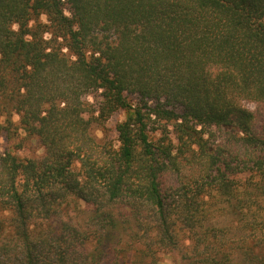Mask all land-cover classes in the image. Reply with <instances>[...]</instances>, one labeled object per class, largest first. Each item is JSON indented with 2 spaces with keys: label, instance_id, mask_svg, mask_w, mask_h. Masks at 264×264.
<instances>
[{
  "label": "trees",
  "instance_id": "trees-1",
  "mask_svg": "<svg viewBox=\"0 0 264 264\" xmlns=\"http://www.w3.org/2000/svg\"><path fill=\"white\" fill-rule=\"evenodd\" d=\"M250 188L264 0H0V264H154L183 229V264H264Z\"/></svg>",
  "mask_w": 264,
  "mask_h": 264
},
{
  "label": "rangeland",
  "instance_id": "rangeland-1",
  "mask_svg": "<svg viewBox=\"0 0 264 264\" xmlns=\"http://www.w3.org/2000/svg\"><path fill=\"white\" fill-rule=\"evenodd\" d=\"M250 108H253L252 106H249ZM119 119H122V117H120ZM15 121H17V118H14ZM114 120L112 119V122H110L108 125H113ZM100 136V133L98 134ZM21 136V140L20 142H18L17 140L14 141L15 145H20L21 148L23 149L21 152V154H23V156H27V157H35V158H39L42 156V148L35 142L34 139L31 138H24V134L20 133ZM254 181H257V179H255ZM257 184V183H256ZM251 187V186H250ZM241 191V190H240ZM249 193H252V204L251 207L253 210L257 211V214L263 213L264 211V194L261 196L257 197V194L255 195V191L253 190V188L249 189ZM255 195V197H254ZM205 205L203 206L204 209H207L209 207V203H212V200H210L207 196L204 199ZM214 202V201H213ZM81 209H84V205L80 204L79 205ZM210 209V213H212L210 215L209 220L205 223L206 226H211V227H222L225 226L227 224H229V222L231 220L234 219V216L231 215L232 213H224L225 209L221 210V206L218 204L216 207L213 206ZM86 213H79L78 215V219L80 221H82L85 217ZM261 218V216H259ZM208 224V225H207ZM123 226L126 227L128 229V227H130V225H126L123 223ZM128 226V227H127ZM134 228V227H133ZM137 229V228H136ZM224 229V228H223ZM138 230V229H137ZM226 231V230H225ZM228 234V239L230 240L233 237V233H235L234 231L232 232H227ZM127 234V233H126ZM139 235H142L141 232H139ZM248 236H250V238H254V240L256 241H264V234L263 232H261L260 230H256L252 233L248 232L247 234ZM126 240L127 237L125 238ZM145 244L146 241L142 240ZM249 243H251L249 241ZM120 247H123V245H121ZM142 248L144 249V245H142ZM191 248V244H190V236L188 235L187 231H185V229H183L182 235H180V242H179V247L175 248L173 250L170 251V248H164L162 250H159L157 245L153 246V252H154V257H155V263L154 264H183L184 261L180 260V258L183 257H191L192 254H190L191 250L189 249ZM123 249V248H122ZM203 250V249H202ZM183 255V256H182ZM115 254H112V260L114 259ZM120 256L117 255V259L118 262H114L113 264H129L128 259L126 258H121L119 260ZM202 258H204V255L202 256ZM146 261V262H145ZM144 262L146 264H152V260L150 257L146 258ZM185 263V262H184Z\"/></svg>",
  "mask_w": 264,
  "mask_h": 264
}]
</instances>
